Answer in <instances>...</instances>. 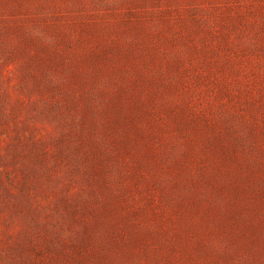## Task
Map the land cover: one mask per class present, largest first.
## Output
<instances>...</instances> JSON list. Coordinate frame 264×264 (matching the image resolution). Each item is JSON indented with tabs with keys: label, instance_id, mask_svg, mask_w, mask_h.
<instances>
[{
	"label": "rangeland",
	"instance_id": "1",
	"mask_svg": "<svg viewBox=\"0 0 264 264\" xmlns=\"http://www.w3.org/2000/svg\"><path fill=\"white\" fill-rule=\"evenodd\" d=\"M0 264H264V0H0Z\"/></svg>",
	"mask_w": 264,
	"mask_h": 264
}]
</instances>
